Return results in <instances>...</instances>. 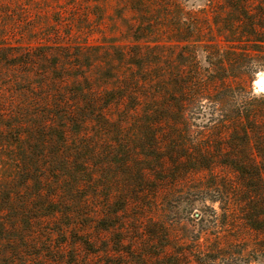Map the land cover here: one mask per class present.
I'll return each mask as SVG.
<instances>
[{
    "label": "trees",
    "instance_id": "obj_1",
    "mask_svg": "<svg viewBox=\"0 0 264 264\" xmlns=\"http://www.w3.org/2000/svg\"><path fill=\"white\" fill-rule=\"evenodd\" d=\"M22 1L41 0H0V8L1 5ZM205 1L211 7L213 21H209L208 12H204L203 26L186 27L190 15L183 13L180 6L182 16L187 17H183L182 31L177 29L172 34L175 37L170 38L173 41L169 42H188L189 45L183 47L188 50L187 56L186 53L181 54L182 72L178 71L181 76L177 77L169 90L176 96L173 99L153 96L165 94L160 66L168 57L161 50L153 51L156 47H149V43L161 42L160 35L156 33L162 27L148 13L145 4L132 3L136 19L131 32L136 33L135 43L128 49L119 47L113 58L104 61L99 59L100 54H74L71 49L64 57L47 52L39 55L37 50L32 52L36 49L35 43H26L34 47L24 53L25 47L21 44L8 43L9 39L24 36L21 33H7L13 17L10 16L9 22L0 23V126L22 140L32 134L38 137L39 133L52 128L53 133L62 129V134H70L76 146V161L73 164L78 166L73 168V184L81 188L88 183V174L86 169H81L87 164L81 157L85 151L79 140L91 116L106 120L112 113L118 112L122 116L121 124H128L135 118L136 122H131L146 130L162 126L173 116L179 122L181 116L184 134L191 130L190 119H205L197 129L196 133L200 136L195 139L196 143L185 139L182 153V177L186 179L183 181L199 180L198 199L203 203L195 217L200 228L191 240L198 249L192 253L182 252V264L261 263L264 261V95L252 97L250 92H246V86L257 71L264 72V0ZM165 6L159 5L160 13ZM31 32L29 34L35 41L33 37L38 33ZM197 32L208 33L204 35L206 40ZM183 33L189 34L192 41L184 39ZM210 33H218L221 42L238 45H230L220 56L218 44L211 39ZM193 34L198 37H192ZM196 42L206 43V67L199 64ZM44 56L48 59L43 60ZM71 60L86 62L89 70L98 71L97 76L86 72L65 73L66 70L74 72L80 68L70 65ZM26 67L30 70L21 71ZM10 73L16 78V83L4 84V80L12 77ZM26 84L30 88L21 87L11 93L7 91L12 85L18 87ZM54 93L61 95V98H53ZM32 144L39 147L36 139L32 140ZM38 149L32 150V155ZM121 152L111 153V166H129L132 158L129 146L122 148ZM27 159L30 164V159ZM173 159L177 162L176 156ZM146 168L141 171H147ZM56 172L60 173L59 170ZM46 178L47 175L39 179L44 181ZM147 182V178L139 179L140 186H148ZM205 199L219 203L221 214L207 206ZM113 206L115 209L113 207L104 219L97 213L86 215V218H92L93 222L97 221L102 226L98 228L101 235L116 233L119 236L116 243L129 246L130 252L111 251L106 247L105 251H94L92 256H118L122 259L121 264H130L129 254L134 253L136 246L125 239L129 234L125 229L129 220L123 216V207ZM136 223L139 222L136 220ZM155 225L157 223L152 220L150 226L153 228ZM135 231L140 233L141 230L137 227ZM237 247L239 249L236 250ZM196 253L199 258L194 260L190 256L194 254L195 257ZM154 257L159 260L162 255L159 253ZM83 262L76 257L70 264H91L89 260Z\"/></svg>",
    "mask_w": 264,
    "mask_h": 264
},
{
    "label": "rangeland",
    "instance_id": "obj_2",
    "mask_svg": "<svg viewBox=\"0 0 264 264\" xmlns=\"http://www.w3.org/2000/svg\"><path fill=\"white\" fill-rule=\"evenodd\" d=\"M134 1L145 4L148 13L162 27L156 33L160 35L161 42L149 43V47H156L153 51L161 50L168 57L160 66L165 94L153 96L173 99L176 96L169 90L180 75L178 71L182 72L181 54L186 53L187 56L188 51L183 47L189 45L188 42H169L173 41L171 39L175 36L172 34L177 29L182 31L183 17H187L182 16L180 6L183 13L190 15L186 27L203 26L204 12H208L209 21H213L211 7L205 0L22 1L1 5L0 23L9 22L10 16H13L7 33H21L24 40L12 38L8 43L21 44L25 47L24 53L34 47L26 43H35L36 49L32 52L37 50L39 55L47 52L64 57L71 49L74 54H100L99 59L104 61L113 58L119 47L128 49L135 43L136 33L131 32L136 19L132 10ZM162 4L167 7L160 13L159 5ZM5 12L6 15L3 14ZM31 31L38 33L33 37L35 41L29 34ZM183 34L184 39L192 41L189 34ZM207 34L199 33L204 41ZM209 35L218 44L220 56L230 45H238L221 42L218 33ZM192 37L198 36L193 34ZM196 46L199 64L208 66V52L204 48L206 43L196 42ZM45 59L48 58L44 56ZM69 64L80 66L74 72L66 70L65 73L70 75L85 72L95 76L98 74V71L89 70L84 61L71 60ZM28 70V67L21 69ZM15 80L12 75L3 83L11 85ZM21 87L30 88L27 84L18 87L12 85L7 91L11 93ZM246 92L257 98L264 95L263 71H257L251 77ZM52 96L61 98L57 93ZM176 119L173 116L162 126L146 130L133 123L136 122L135 118L129 121L133 122H128L131 126L121 124L122 116L118 112L108 116L107 121L103 117L91 116L79 140L85 151L81 157L87 164L81 169H86L88 174V183L81 188L73 184V168L78 166L73 164L76 161V146L70 134H62V129L53 133L52 128L39 133L38 137L32 134L22 140L0 126V156L4 157L0 158V264H70L76 257L82 262L89 260L91 264H121L122 259L118 256H92L94 251H105L106 247L111 251L125 252H130V247L117 244L119 236L116 233L101 235L98 228L102 226L97 221L93 222L92 218H86V215L97 213L104 219L113 209V204L123 207V216L129 220L125 225L129 231L125 239L136 246L134 253L129 254L130 264H182V252L192 253L198 249L191 240L200 228L195 217L203 205L198 199L199 180L183 181L186 179L182 177V153L185 139L195 142L200 136L196 132L205 119H190L192 125L189 134L188 131L185 134L182 132L181 116L179 122ZM34 139L39 143L37 148L32 144ZM127 145L132 155L129 166H111V153H122V148H127ZM35 149L38 150L32 155ZM175 156L177 162L172 161ZM147 157L148 160H145ZM144 167H147L145 172L141 171ZM46 175V180L39 179ZM141 177L148 179V186L139 185ZM204 203L221 214L219 203H212L209 199H205ZM152 220L157 223L153 228L150 226ZM137 227L141 234L136 233ZM159 253L162 257L158 260L154 256ZM190 257L196 260L199 254L196 253V258L194 254ZM253 264H264V261Z\"/></svg>",
    "mask_w": 264,
    "mask_h": 264
}]
</instances>
